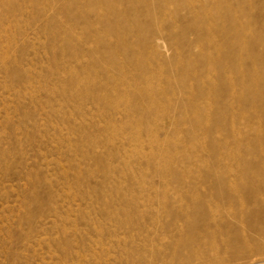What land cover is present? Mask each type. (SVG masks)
Returning <instances> with one entry per match:
<instances>
[{
    "label": "rangeland",
    "instance_id": "1",
    "mask_svg": "<svg viewBox=\"0 0 264 264\" xmlns=\"http://www.w3.org/2000/svg\"><path fill=\"white\" fill-rule=\"evenodd\" d=\"M0 264H264V0H0Z\"/></svg>",
    "mask_w": 264,
    "mask_h": 264
}]
</instances>
